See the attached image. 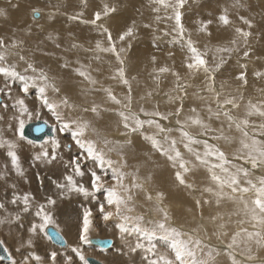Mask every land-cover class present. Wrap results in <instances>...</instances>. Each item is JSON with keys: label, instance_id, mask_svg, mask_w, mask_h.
Segmentation results:
<instances>
[{"label": "rangeland", "instance_id": "374dc122", "mask_svg": "<svg viewBox=\"0 0 264 264\" xmlns=\"http://www.w3.org/2000/svg\"><path fill=\"white\" fill-rule=\"evenodd\" d=\"M81 1L0 0V57L3 58L0 59V66H14L15 70L22 75H31V72L26 73L25 69L28 63H32L37 69H43L50 78L55 79L57 86L61 89L60 94L67 95L77 105L91 108L96 103L95 105L99 109V116H96V118L99 122H95L93 126L98 130L101 141L107 138L114 142H121L115 152L120 151L122 147L121 150L125 154V147L131 146L137 137L141 138L139 132H129L123 128V122L120 116L117 115L118 112H124L130 117L139 116L142 120L156 119V117H145L141 114V110L167 116V120H159V123L165 128L173 129L168 135L177 138V148L182 154V159L191 161V163L186 165L189 171L183 173L184 184H181L175 179V172H182L179 167V161H177L176 167L173 168L170 161L163 156L170 164L168 179L176 186H182L180 190L170 194L168 198L164 196L163 191L156 190L151 186H147V189L142 188V191H135L133 198L138 199L142 204L139 205L140 207L134 206L139 207V209L138 211L135 209L131 215L143 216L141 223L142 227L146 229L145 231L131 233L122 237L116 228V224L119 222L118 218L105 221L97 210L96 202L92 201L91 198L77 195L79 199H76V201L65 198L58 207L50 210L54 223L49 224L48 227L54 228L62 235L65 240L64 245H54L47 235L37 230L36 235L39 242L37 246L39 249L46 248L50 254L66 249L68 238L64 229L65 226L69 225V232L76 234L75 243L78 244V249L76 252L70 250L69 252L73 255L68 257L77 261L74 255H77L76 253L84 255L85 253V256H83L85 259L92 257L103 264H125L127 263V255H122L121 250L124 251L126 246L124 244L128 243L129 252L133 253L130 249L135 246L137 240L144 245V248L152 247L156 253L159 251V254H171L173 237L155 227L156 222H163L167 228L176 229L181 234L175 237L176 240L198 239L201 243L200 247L195 249L197 256L202 255V251H207L209 248L216 250V256H214L215 264H217V258L219 255L225 254V245L231 241L232 235L240 232L241 229H247V226L244 227L245 224L250 225L244 215L243 209L245 205L242 203L241 193H233L231 188L226 185L223 188L217 187L210 177L208 168L196 161L194 155L186 151L182 144L179 143V136L175 131L177 127L176 121L177 119L184 121L186 117L194 116L198 113L200 119L209 129L214 131H209L203 136L201 135L203 129L198 126L191 127L188 131L191 135L216 145L230 162L229 165H226L230 172L235 173L241 168L248 170L247 177L242 174L239 176L240 186L247 187L245 184L246 179L256 182L257 177L264 176V164L255 169L252 168L249 160L250 150L244 148L241 144V141L244 140L247 144L252 145V139L250 138L253 137L259 142H264V134H261L264 129L260 127L264 125V116L259 114V112H264V0H86L85 4H81ZM5 2L8 3L6 4ZM12 3L15 6H17L16 4L21 5L17 6L18 12L21 11L22 15L19 20L14 18L12 21L7 16L12 14H10V11H17V9L11 8ZM226 7L230 8L232 14L223 15L227 22L223 21L222 27H220L217 23L218 17L222 16V11ZM113 8L115 9L114 12H110L107 16L103 15L106 10ZM73 9H75L76 13ZM97 11L101 12L103 16V19L98 21L97 25L81 22L91 21L93 13ZM35 13L38 14V18L33 17ZM177 13H180L181 16L180 22L183 26L184 38L180 39L178 43H172L174 38L179 39L180 28L177 27ZM77 15H79V19H70V17ZM253 17L258 19L255 24L252 22ZM2 20L4 22L9 21V25L3 26ZM204 21H211L209 26L213 32L215 31L212 33V38L220 37L223 39L222 43L214 46L212 40H208L207 37L205 39L200 37L199 28ZM112 22H118L120 30L121 28L128 29L130 27L133 30V35L130 38H126L127 43L123 48L120 47L116 38H112L116 52L119 53V61H123L122 65L112 51L104 52L96 48L98 40L102 41L104 48H111L108 43L107 32L103 31V29H107L112 34L110 27ZM99 25H102L103 29ZM145 25H148V27H145ZM165 32L168 34L165 35ZM244 33H248V35H244ZM49 36H52L53 40H49L47 38ZM188 40H191L199 53L204 55L207 61V68L209 69L208 72L203 70L189 71L184 67L186 57L190 55L187 46ZM56 44H59L60 47H56ZM74 44L77 46L73 47ZM129 45H131L130 48ZM61 46L65 47L64 51ZM142 46L146 47V51ZM121 49L125 50L123 54L120 51ZM61 53H65L66 58L62 55L60 56ZM107 54H110L111 58L115 59L114 62L111 61L113 65L110 64L109 66L108 63L110 61L105 60ZM59 56L61 59H65L68 67H61V64L65 62ZM22 57L23 59H21ZM135 57L136 59H134ZM153 57H155V61H153ZM129 60L133 62L128 64L127 61ZM91 62L98 67L101 65L100 72L103 69L102 73L104 74L98 76L97 73L92 72L90 68L94 65L91 66ZM106 63L107 65H105ZM81 64L86 65L87 70L93 73L92 75L89 74L95 80V84L90 85L73 73L72 69L79 67ZM218 65L219 67H217ZM121 67H123L129 82L127 85L122 83L120 79L115 81L111 78L113 71L115 70L116 72ZM162 68H167L168 71L160 72L159 70ZM173 72L178 74L179 79L173 75ZM241 75L243 78H240ZM104 78H106V82L103 81ZM178 84L180 87L177 86ZM21 87L22 82L18 79L0 75V89L5 91H8L9 88L11 89L8 95L0 92V103H2L0 104V130H4L1 137L7 139L12 136L23 147H32L43 144L45 141L48 142L57 136L63 141L64 151L62 152L64 153L63 158L67 156L66 162L82 155L81 150L77 148L71 137V132L59 131L60 122L56 120L47 108L41 106L37 99L38 87L30 85L27 94L21 91ZM105 89L110 90L113 96L121 100V104L110 101ZM48 95L53 97L59 94H54L49 90ZM78 96L88 104L86 102L82 103ZM17 98L24 99L29 112L32 113V118L25 120L27 121L26 126L39 122L47 123L52 127L50 135L55 133L53 137L45 138L42 142L37 143V141L35 142L24 136L21 139L20 133L17 131L18 125L16 133L13 129L10 131L7 127H3V122L8 117L19 114L12 106ZM227 101L230 102L226 103ZM4 105L7 107L5 108ZM181 106L182 111L177 116L176 110L181 108ZM193 108L197 110L196 113L191 111ZM225 112L228 113L231 120L224 115ZM87 113L93 115L91 112L84 114ZM84 114L79 110L64 109L62 112L65 117L83 115L87 118ZM244 122L247 123L245 124ZM238 124L240 125L239 128L237 127ZM241 129L247 131L248 138H245ZM143 132L152 135L156 133V129L145 125ZM164 135V133H160L157 138L163 141ZM212 136H220L221 138L212 139ZM91 138L97 139L98 137L92 135ZM141 141L146 142L144 139ZM101 146L103 147L102 144ZM112 146L109 145L108 147ZM261 146L264 147V144ZM165 147H167V144H165ZM193 147L197 151H203L201 145H193ZM145 149L147 151L146 160H149L150 165L153 166L157 161V155H162L158 151H154L149 143ZM105 152L113 161L117 162V166L122 164L114 151L109 152L105 148ZM195 163H199L205 171L201 172L202 181H198L196 178L198 172ZM82 166L85 169L94 168L96 163L93 160L85 159L82 160ZM97 170L99 171V169ZM110 171L111 169L105 165L104 172L109 177ZM214 171H217L216 174L220 176L221 171L219 169ZM11 177H16V189L20 191L17 184L19 176L13 170L9 175H5L3 183L7 182L8 184L11 181L8 179ZM222 177L227 179L225 176ZM38 181L42 183V177L39 176ZM41 183H37L39 191H42ZM211 184H215L217 191L215 188L212 189L213 192L206 191L208 187L205 185ZM1 187L3 189L2 192L6 191L0 182ZM12 189L13 187L11 186L5 194L0 195V199L5 200L6 204L10 203V201H7L10 195L8 191ZM148 191L151 193L149 194ZM158 193L163 194L162 198L158 197ZM218 193L220 194L218 195ZM149 196L151 199L147 198ZM43 198L46 199L47 195ZM253 198L255 196L252 192L243 194V200L249 201V204ZM102 199L103 193H97V201ZM42 203L45 202L33 199L30 202L31 207L29 210L36 211ZM85 207H89L93 211L90 228L84 233L87 239H110L113 242L110 248L102 249L80 239L82 210ZM203 207L208 209H203ZM164 212L167 213V220L164 219ZM18 215L20 219L18 221L10 220V225L9 223H6L7 226L4 224L7 220L0 223L1 230L7 227L8 230L10 227L15 228L10 229V231H0V241H3L7 254L12 259L14 257L11 253V243L13 246L16 243L15 237H19L18 229L24 226L27 221L31 223L30 226L33 221L39 223L37 217L33 220H28L24 213H18ZM0 219L3 220L1 216ZM242 220L245 221L242 223L243 227L234 229V223H241ZM12 222L14 223L12 224ZM128 227H133L132 221L128 222ZM212 227L214 233L209 232ZM247 230L256 231L260 229L248 228ZM153 231L155 234H152ZM261 231L264 232V230ZM110 232L114 234H109ZM241 234L243 233L241 232ZM5 235H8V240L3 239ZM237 241L239 246L228 250L234 255L237 264H264V235L260 238L259 243L253 239ZM252 243L253 245L254 243L258 245L256 247L258 250L250 252L249 248L251 247L249 246ZM30 251L36 253L35 248ZM135 252L137 253L135 258L142 260L143 250ZM226 256L228 259L225 264H230L229 256ZM248 257L252 258L248 259ZM107 258H110V262H107ZM56 260H59V258L56 257ZM50 262L43 259L40 264H50ZM0 264H10V259L7 261L0 260Z\"/></svg>", "mask_w": 264, "mask_h": 264}, {"label": "snow or ice", "instance_id": "6c2138e0", "mask_svg": "<svg viewBox=\"0 0 264 264\" xmlns=\"http://www.w3.org/2000/svg\"><path fill=\"white\" fill-rule=\"evenodd\" d=\"M115 9L106 10L104 12V16L110 14V12H114ZM82 15V14H81ZM70 19H79V15L70 17ZM103 16L101 12L97 11L93 13V17L91 21H81L91 23L94 26L97 25L98 21H101ZM159 19V18H157ZM219 20L224 21L226 18L224 16L218 17ZM181 16L180 13L176 14V22L177 27L180 28L179 39L174 38L172 43H178L180 39H183V26L181 24ZM211 21H204L201 23V27L199 31L205 32L210 35L211 33L207 31L208 25ZM103 29L102 25H99ZM148 27V25H145ZM103 31L107 32L108 43L111 45V48H104L102 46V41L96 42V48L100 51L108 52L112 51L119 61V53L116 52L115 44L112 39L111 32L107 31V29H103ZM168 33L165 32V35ZM133 35L132 28H128L125 32L120 34V40L123 41L127 37ZM244 35H248V33H244ZM49 40H53L52 36L47 37ZM54 42V41H53ZM77 45H73L76 47ZM188 51L190 53L189 56L186 57V61L184 67L189 71H200L203 70L208 72L207 61L204 55L200 54L198 49L193 45L191 40L187 41ZM56 47H60L59 44H56ZM131 45H129V48ZM120 51H124L121 49ZM247 55V54H246ZM0 59H3L0 57ZM23 59V57L21 58ZM153 61H155V57H153ZM121 65L123 61H119ZM79 63V62H77ZM62 68L68 67L67 62L61 64ZM219 67V65L217 66ZM31 72V75H22L21 73L15 70L14 66H0V75L11 78L18 79L22 82L21 91L25 94L29 91L30 85H36L38 87V95L37 99L40 102L42 107L47 108L52 115L56 118L57 121L60 122L59 131H70L71 137L75 142L77 148L81 150L82 155L76 156L69 161L64 163L65 173L62 176L61 180H53L59 197L64 198L71 194H78L85 198H91L92 201L97 203V210L101 217L108 221L112 218H118L119 222L116 224V228L118 229L121 236H126L131 233L145 231L142 227L143 216H132L131 213L135 211V207L132 204L133 196L136 190L142 189V184L136 182V177L133 175L131 184L125 183L128 175L130 173H125L122 169L126 166L125 164H121L117 166V162L113 161L105 152V148L109 152L115 151L117 146L120 145L119 141H111L107 138H104L102 141L99 139V132L93 126L91 120L87 119L85 116H75V117H65L62 115L64 109H68L71 111L79 110L82 113L91 112L95 116H99L98 107L93 104L91 108L86 106L77 105L75 102L71 101L67 95L60 94L61 89L57 86L55 79L50 78L48 73H46L43 69H37L32 63L27 64V68L25 69L26 73ZM73 73L82 78L83 81H87L90 85L95 84V80L89 74L86 66L80 65L79 67L72 69ZM160 72H167V68H162L159 70ZM173 75L178 77V74L173 72ZM119 77L121 82L124 84H128V80L125 76L124 69L121 67L116 71V73L111 77L113 79ZM240 78H243L241 75ZM180 87V85H177ZM51 90L54 94L53 97H49L48 92ZM11 91L9 88L8 91L4 89H0V92H3L5 95ZM108 93V99L116 104H121V100L117 99L113 96L110 90L105 89ZM230 101H227L228 103ZM2 104V103H0ZM13 108L19 112V116L16 117L18 120V129L17 131L20 133V138L23 139V129L27 121L23 119L26 114L29 119L32 118V113L29 112L28 107L25 104L24 99L17 98L13 103ZM6 108L7 106L4 105ZM181 108H177L176 113L179 116ZM193 113H196L197 110L193 108L191 110ZM141 114L145 117L155 116L156 119H147L142 120L139 116L130 117L124 112H118L117 115L120 116L122 120V126L129 132H139L141 138L144 139L147 143L151 145L154 151H158L160 155L165 156L171 163L172 167L175 168L177 161H179V167L182 170L175 172V179L184 184L183 173H187L189 168L186 165L190 164L191 161H187L182 159V154L177 148L178 140L176 137H170L168 134L173 131L172 128H165L163 125L159 123V120H167V116H163L160 113H149L141 110ZM260 115L264 116V112H259ZM171 115V114H169ZM225 116H228V113H224ZM38 116V114H37ZM229 120L231 117L228 116ZM131 120V123H129ZM245 124L247 122H244ZM177 127L175 131L179 136V143L182 144L184 149L189 153L193 154L195 160L198 161L201 165L206 166L210 173L211 179L217 184L218 187L223 188L225 185L231 188L233 193L239 192L241 193V200L244 203V215L247 217V222L252 226L253 229H260L256 231H248L247 229H241L240 232L234 233L231 241H229L225 245V255L229 256L230 264H237V261L228 250L233 249L234 247H238L237 237L241 235V232L247 239H255L257 243H259L260 238L264 235V176L257 177L256 182H253L251 179H246L245 184L247 187L240 186L239 176L242 174L243 176H248L247 169H238L235 173L230 172L229 168L226 165H229V161L225 157V154L221 152L216 145L208 143L207 140H201L198 137L191 135L188 131L191 127H200L203 129L201 135H206L209 131H214L208 128V126L200 119L198 113L194 116H188L184 121L177 119L176 121ZM147 125L149 127H155L156 133L152 135L145 134L143 132L144 126ZM239 128L240 125L238 124ZM264 129V125L260 126ZM245 138H248V133L244 129H241ZM91 133V135H89ZM164 133V139L161 141L158 139V134ZM261 134H264L262 132ZM95 135L98 138L92 139L91 136ZM220 136H212V139H219ZM252 139V145L247 144L244 140L241 141V144L244 148L249 149V160L251 161L252 168H257L261 164H264V147L261 145L264 142H259ZM130 143V141H129ZM51 144V154H49L48 146L41 145V151L35 153L32 157L33 161H40L45 163H53L62 158L59 157L57 149L60 147L59 141L56 138H52L50 141ZM103 145V147L101 146ZM167 144V147H165ZM109 145H113L112 147H108ZM193 145H201L203 151H197ZM6 146V156L10 159L11 168L16 172L18 176L24 175V170L21 167L20 159L15 151L16 145L8 140H4L0 137V148H4ZM66 147V146H65ZM255 153V155L253 154ZM93 160L96 163V167L85 169L82 166V160ZM107 165L108 168L111 169L110 177L104 172V166ZM99 169V171L97 170ZM219 169L221 172L227 174V179H222L221 176L217 175L214 170ZM6 175V172L0 171V179H3ZM79 178V180L77 179ZM90 185V186H88ZM14 187V185L12 186ZM206 191L211 192L212 189L208 188ZM103 193V199L97 201V193ZM252 192L254 193L255 198L251 199L250 204L249 201L243 200V194ZM158 197L162 198V193L157 194ZM32 198L31 193H25L22 197L13 193L12 199L10 203L17 204L22 203L24 205L23 212H29L30 200ZM151 199V197H147ZM56 200L53 199L51 195L47 196L45 203L39 205L38 209L35 211L34 215L38 218L39 223L36 221L32 222L31 227L28 229L29 233L35 234L37 230L40 233H44L51 238V233L46 232L49 224H53L51 212L48 210L49 206L55 205ZM107 206V207H106ZM5 204L0 203V209H4ZM162 211V210H161ZM93 211L89 207H85L82 210V230L80 233V239L82 241H88L86 233L90 225L92 223ZM164 219L167 220V213H163ZM20 216L18 214L12 216V220L18 221ZM133 222V227H128V222ZM4 220L0 219V223H3ZM245 221H241L244 223ZM155 227L160 231L165 232L169 236L173 237L172 242V252L170 255L165 254H157L152 247L144 248V245L137 240L134 247L130 249V251L135 252L137 250H143V254L141 259L146 262V264H215V256L213 255L214 249L209 248L207 251H202V255L197 256L195 249L200 247V241L192 240H176L175 237L180 236L181 234L172 228H167L165 223L156 222ZM152 234H155L154 231ZM58 235V232L56 233ZM32 238L30 237L24 245L21 247L27 246L28 248L32 247ZM3 246V241H0V247ZM19 252L20 249L18 248ZM73 252H76V249H72ZM79 255V253H76ZM122 255H126L127 253L121 250ZM217 254H219L217 252ZM57 253L52 252L50 254L51 264H57ZM154 257V258H150ZM252 257H248L251 259ZM10 259V264H32V261H35L36 264H40L43 260L41 256L37 255L34 251L28 252L27 255L23 256V259L17 261ZM80 260L83 264H87V260L84 257H80ZM64 264H72L71 257H65Z\"/></svg>", "mask_w": 264, "mask_h": 264}, {"label": "bare ground", "instance_id": "6f19581e", "mask_svg": "<svg viewBox=\"0 0 264 264\" xmlns=\"http://www.w3.org/2000/svg\"><path fill=\"white\" fill-rule=\"evenodd\" d=\"M108 2V1H107ZM6 3V2H5ZM8 3V2H7ZM6 3V4H7ZM81 4H85L86 3V0H82L81 2H80ZM9 4H10V2H9ZM17 6H21V5H18V4H16ZM6 6V5H5ZM8 6V5H7ZM17 6H15V4L14 3H12V5H11V8H15V9H17V11H15V12H11L10 11V14L11 15H7L9 18H11L12 19V21L14 20V18L15 19H17V20H19V18H22V15H21V11L20 12H18V7ZM231 6H234V5H231ZM23 8V7H22ZM10 10V9H9ZM148 10V9H147ZM73 11L75 12V9H73ZM140 11V10H139ZM234 11H235V9H234ZM9 12V11H8ZM76 13V12H75ZM83 13H85V12H83ZM125 13V12H124ZM227 13H231L230 12V8H228V7H226V8H224L223 9V11H222V16L223 15H225V14H227ZM232 14V13H231ZM6 15V14H5ZM143 15V14H142ZM239 15H241V14H239ZM244 16V15H243ZM248 17V16H247ZM132 18V17H131ZM131 18H129V19H131ZM10 19V20H11ZM252 22L255 24L256 22H258V19L257 18H255V17H253L252 18ZM6 23V24H5ZM13 23V22H12ZM217 23H218V25L220 26V27H222V25L221 24H223V21H221V20H219L218 19V21H217ZM14 24V23H13ZM2 25L3 26H6V25H9V21H3L2 20ZM110 27H111V30H112V38H116L117 40V42L119 43V45H120V47H125V45H126V43H127V40L126 39H124L123 41H121L120 40V34L121 33H123V32H125L127 29H122L121 28V30H120V27H119V24H118V22H112L111 24H110ZM134 28V27H133ZM18 30H19V27H18ZM114 31V32H113ZM207 31L208 32H210L211 34L210 35H208V34H206L205 32H201L200 31V33H199V35H200V37L201 38H203V39H205V37H207L208 38V40H212V43L214 44V46H216V44H219V43H222V38H220V37H216V39H213L212 38V33H214L213 32V30H212V28L208 25V29H207ZM120 32V33H119ZM3 34V33H2ZM8 34H10V33H8ZM118 34H119V36H118ZM12 35V34H11ZM3 36H4V34H3ZM131 37V36H130ZM130 37H127V38H130ZM145 38V37H144ZM146 39V38H145ZM129 41V40H128ZM147 42V41H146ZM146 44V43H145ZM211 46V45H210ZM143 47V46H142ZM211 47H213V46H211ZM61 48H63V51L65 50V47H62L61 46ZM144 48V47H143ZM142 48V49H143ZM146 48V47H145ZM145 48H144V50H145ZM125 51V50H124ZM124 51H122V54L124 53ZM140 51V50H139ZM146 51V50H145ZM121 54V55H122ZM64 56L65 58H66V55H65V53L63 54V53H61L60 54V56ZM59 56V57H60ZM59 57H58V59H59ZM63 58V57H62ZM60 59H61V57H60ZM108 60V61H112V62H114L115 61V59H112L111 58V55L110 54H107L106 55V57H105V60ZM134 59H136V57L134 58ZM62 61H64L65 62V59H61ZM60 62V61H59ZM58 62V63H59ZM105 62V61H104ZM107 62V61H106ZM108 63L109 64V66H110V64L111 65H113L112 64V62L111 63ZM128 62V64H130L131 62H133V61H127ZM90 63V62H89ZM84 64V63H83ZM82 64V65H83ZM99 64H101V63H99ZM92 65H94V66H92ZM105 65H107V63L105 64ZM86 66V65H85ZM87 66H89V65H87ZM91 66H92V68H90V69H92V72L94 71V73L96 74H98V76H100V74H104V73H102L103 72V69H101V72H100V66L98 67V66H95V64L94 63H92L91 62ZM94 67H95V70H94ZM102 67L104 68V66L102 65ZM101 67V68H102ZM88 72L90 73V71L88 70ZM105 72H106V70H105ZM116 72H115V70L113 71V73L111 74V77L115 74ZM91 75L93 74V73H90ZM109 76H110V74H108ZM106 76V75H105ZM76 77H78V78H81V77H79V76H77L76 75ZM97 77V76H96ZM98 79H99V77H97ZM82 79V78H81ZM105 79L106 78H104L103 79V81L104 82H106L105 81ZM113 79V78H112ZM118 79H120L119 77H117V78H115L114 80L115 81H117ZM101 80V79H100ZM99 81V80H98ZM120 81V80H119ZM83 82V81H82ZM69 91V90H68ZM78 99L83 103V102H86V101H84V100H82L81 99V97H79L78 96ZM144 101V100H143ZM87 103V102H86ZM88 104V103H87ZM96 104V103H95ZM98 104V103H97ZM138 104V103H137ZM99 105V104H98ZM244 108V107H243ZM84 114V113H83ZM84 115H86L87 116V118L89 119V120H91L92 121V123H93V125L95 124V122H99L98 121V119L96 118V116H93V115H91V114H84ZM2 116V118H3V114L1 115ZM19 116V114H17V115H14V116H11V117H8L6 120H5V122H3V127L4 128H8V130H10L11 131V129H13V131L16 133V128H17V125L19 124V122H18V120L16 119V117H18ZM23 119L25 118V120H27L28 119V117H27V114L24 116V117H22ZM114 120H116V119H114ZM114 122V121H113ZM117 122V121H116ZM131 121L129 120V123H130ZM119 123V122H118ZM119 125H120V123H119ZM25 126H26V124H25ZM2 133H4V130H0V137H1V134ZM23 134H24V131H23ZM55 134V133H54ZM54 134L53 135H50V134H46L41 140H39V141H37V143H39V142H42L45 138H50V137H53L54 136ZM106 134V133H105ZM118 134V133H117ZM25 138H27L25 135H23ZM110 137V136H109ZM58 141H59V144H60V147L57 149V151H58V154H59V157H61L62 159L61 160H58V161H56V162H53V163H45V162H40V161H33V159H32V157H33V155L35 154V153H37V152H39V151H41V145H47L48 146V151H49V154H51V144H50V141L51 140H49L48 142L47 141H45V142H43V144L41 143V144H38V145H35V146H32V147H23L22 145H21V143L15 138V137H12V136H10V137H8L7 139H4V140H8V141H11V142H13L15 145H16V147H15V151L17 152V155H18V157H19V159H20V163H21V167H22V169L24 170V175L23 176H19L18 178H17V184H18V187H19V190L23 193V195L25 194V193H31L32 194V198H31V200H30V202H32V200L33 199H38L39 201L40 200H43L44 202L46 201V199H44L43 197L45 196V195H47V196H49V195H51L52 197H53V199H55L57 202H56V204L55 205H52V206H49V208H48V210L50 211L51 209H53V208H56V207H58V205L59 204H61V202H63L64 201V199L66 198V199H72V201H76V199H79V197H77V195L78 194H71V195H69V196H67V197H64V198H61V197H59V195H58V192H57V190H56V188H55V186H54V184L52 183V181L53 180H61L62 179V176H63V174L65 173V169H64V163L66 162L65 160H66V157L67 156H65L64 158H63V155H64V153L62 152V151H64V148H63V141H61L60 140V138L59 137H55ZM121 138V137H120ZM139 138L137 137V139L136 140H134L133 141V143H132V145L131 146H129V147H125V151H126V153L124 154L123 153V151L121 150L122 149V147H121V149H120V151H118V152H115L116 154H117V156H118V158L121 160V162H122V164H125L126 163V166L125 167H123V171L125 172V173H130V175H128V177H127V179H126V181H125V183H128V184H131V182H132V178H133V175H135V177H136V182L137 183H139V184H142V188H146L147 189V186H151V187H153L154 189H159V190H161V191H163V193L165 194L164 196H166L167 198L169 197V195L170 194H172V193H175L177 190H180L181 189V187L182 186H176L174 183H172L169 179H168V176H169V174H170V170H169V162H167V160H166V158L165 157H163V156H158L157 155V161H156V163L152 166V165H150V163H149V160H146V147H147V142H142L141 140V138L138 140ZM36 142V141H35ZM6 151H7V148H6V146L4 147V148H0V171H4V172H6V174L7 175H9L10 173H11V171H12V168H11V164H10V159L6 156ZM66 151V150H65ZM66 153V152H65ZM160 154V153H159ZM255 154V153H254ZM123 156V157H122ZM117 158V159H118ZM65 161V162H64ZM195 166L197 167V172H198V174H197V176H196V178L198 179V181H202V178H201V172H205L202 168V166L199 164V163H195ZM235 169V168H234ZM232 171V170H231ZM111 172V171H110ZM217 172V171H216ZM37 174V175H36ZM43 174V175H42ZM39 176L40 177H42V183L40 182V181H38L39 180ZM174 176V175H173ZM220 176H221V178L222 179H225V178H223L222 176H225V177H227V174L226 173H223V172H221V174H220ZM38 177V178H37ZM16 178V177H15ZM15 178L14 177H11L10 179H8V180H11V181H9V183L7 184V182L4 184L3 183V179H0V182L2 183V185H3V188H4V190H6V191H4V192H2V187L0 188V195L1 194H5L6 192H7V189L8 188H10L11 186H13L14 185V187H13V189L12 190H10V191H8L9 193H10V195H9V198H8V200L7 201H11V199H12V196H13V193H16L17 195H19V196H22V193L20 192V191H18L17 189H16V185H15ZM78 180H79V178H77ZM145 180V181H144ZM37 183H41L42 184V191H39L38 189V186H37ZM173 184V186H171ZM206 187H208V188H211V189H214L215 188V190L217 191V188H216V186H217V184H216V186H215V184H211V185H205ZM218 187V186H217ZM173 188V189H172ZM220 189V188H219ZM144 190V189H143ZM153 190V189H152ZM215 190H214V192H215ZM221 190V189H220ZM138 191V190H137ZM140 191H142V189H140ZM145 191H147V190H145ZM222 191V190H221ZM221 191H220V193H221ZM213 192V191H212ZM140 193V192H139ZM148 193L150 194L151 192L150 191H148ZM147 193V194H148ZM220 193H218V195L220 194ZM146 194V193H145ZM215 195H217V194H215ZM224 196V195H223ZM222 196V197H223ZM221 197V198H222ZM156 198V197H155ZM166 198V199H167ZM147 199V198H146ZM158 199V198H157ZM156 199V200H157ZM220 199V198H219ZM154 200V199H153ZM199 200V199H198ZM4 203L5 204V208L4 209H2V210H0V216L3 218V220H7L4 224L6 225V223H9L10 222V220L11 221H13L12 220V216L13 215H16V214H18V213H24L26 216H27V218H28V220H33L36 216L34 215V213H35V211L34 210H29V212H27V213H25V212H23V207H24V205L22 204V203H17V204H12V203H9V204H6V201L4 200H2V199H0V203ZM133 203V205L134 206H139L140 204H142V203H140L139 202V200L138 199H135V198H133V201H132ZM156 204V203H155ZM158 204V203H157ZM192 204V203H191ZM198 204V203H197ZM196 204V205H197ZM200 204V203H199ZM174 205V204H173ZM195 205V204H194ZM193 205V206H194ZM192 206V205H191ZM207 207H208V205H206ZM140 207V206H139ZM139 207H135V209H137V211H138V209H139ZM167 207V206H166ZM172 207V206H171ZM178 208V207H177ZM196 208V207H195ZM209 208V207H208ZM208 208H204L203 207V209H208ZM174 209H176L175 207H174ZM179 209H181V208H179ZM198 209V208H197ZM243 211H244V209H243ZM52 213V212H51ZM28 214H31V215H28ZM147 218V217H146ZM71 222V221H70ZM14 222H12V224H13ZM149 223V222H148ZM172 223V222H171ZM11 223H9V225H10ZM30 224L31 223H28V221H27V223L24 225V226H21L19 229H18V234H19V237H15V244H14V246H13V244L11 243V253H12V255H13V259L14 260H17V261H19V260H21V259H23V255L24 254H28V252H30V250L31 249H33V248H35L36 249V254L37 255H39V256H41L42 257V259H44V260H47L48 262H50V253H49V251L45 248V249H39V247L37 246V244L39 243L38 242V236L36 235V233L35 234H31V233H29V231H28V229L31 227L30 226ZM72 224V223H71ZM168 224V223H167ZM4 225V226H5ZM239 225V226H238ZM7 226V225H6ZM6 226H5V228H6ZM12 226V225H11ZM69 226V225H68ZM68 226H65V234L67 235V238H68V243H67V247H66V249H63V250H61V251H58V252H56L57 253V258H59V260H57V264H60V263H62V264H64V260H65V257L67 256H71V255H73L72 253H70L69 251L70 250H72L73 248H75L76 249V251H77V249H78V244L77 243H75V239H76V234L75 233H73V232H69V230H70V228L68 227ZM175 226H176V224H175ZM211 226H212V224H211ZM241 226L243 227V224L242 223H234V225H233V228L235 229V228H237V227H240L241 228ZM245 226H247L246 228L248 229H250V228H252V226L251 225H248V224H245L244 225V227ZM180 227V226H179ZM8 228V227H7ZM4 229V230H1L0 229V231L1 232H5V231H10V229H15L14 227H10L9 228V230L8 229ZM77 228V227H76ZM238 229V228H237ZM236 229V230H237ZM15 231V230H14ZM113 231V230H112ZM69 232V233H68ZM209 232L210 233H214V229H213V227L209 230ZM109 234H114V233H112V232H110ZM64 235V234H63ZM32 238V241H33V243H32V247L31 248H28L27 246H25V247H21L22 245H24L25 244V242L29 239V238ZM232 237H233V235H232ZM3 239H6V240H8V235H5V238L3 237ZM245 239H247L245 236H244V234H241L239 237H237V240H240V241H245ZM13 240V239H12ZM74 240V241H73ZM254 241H255V239H253ZM113 243V242H112ZM124 245H126L125 247H124V251L123 252H125V253H127L126 255H127V263H125V264H146V262L145 261H143V260H138V259H136L135 258V256H136V252H133V253H131V252H129V244L127 243V244H124ZM71 246V247H70ZM13 247H14V249H13ZM69 247H70V249H69ZM113 247V246H112ZM249 247H251V248H249V250H250V252H252V251H254V250H258V249H256V247H258V245L256 244V243H254V245H253V243H252V245L251 246H249ZM20 249V251L18 252L17 251V249ZM7 250V249H6ZM161 252V251H160ZM157 254H159V251H158V253ZM163 254V253H162ZM213 255H215L216 256V250H215V252H213ZM76 258H75V260L77 259V261H74L72 258V264H82V261H80V257L82 256H85V253H84V255L82 254V253H79V255H74ZM104 256H106V255H104ZM120 256V259H121V254L119 255ZM107 257V256H106ZM218 257V256H217ZM256 257V256H255ZM108 259V261L107 262H110V258H107ZM228 259V257L225 255V254H222V255H219V257L217 258V264H225V261ZM116 261V260H115ZM261 262V261H260ZM32 264H36V262L35 261H32ZM50 264H51V262H50Z\"/></svg>", "mask_w": 264, "mask_h": 264}, {"label": "water", "instance_id": "95a60500", "mask_svg": "<svg viewBox=\"0 0 264 264\" xmlns=\"http://www.w3.org/2000/svg\"><path fill=\"white\" fill-rule=\"evenodd\" d=\"M33 17L38 18V14L35 13L33 15ZM51 133H52V127L50 125H48L47 123H44V122L29 124L24 129V135L28 139L33 140V141H39L46 134H51ZM46 232L51 233V238L48 235L47 236L54 245H57V246H63L64 245V243H65L64 238L54 228L48 227L46 229ZM57 232H58V235H56ZM88 241H91L90 244L98 246L99 248H102V249H108L112 245V240H110V239L91 238V239H88ZM0 260H4V261L9 260V256L7 254V251L4 247V245L2 247H0ZM86 260H87V264H103L99 260L92 258V257H88V258H86Z\"/></svg>", "mask_w": 264, "mask_h": 264}]
</instances>
